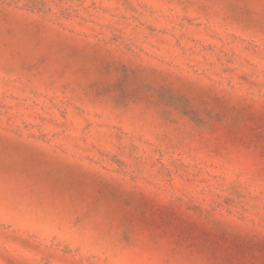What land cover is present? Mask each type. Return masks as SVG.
<instances>
[{
  "label": "rangeland",
  "instance_id": "rangeland-1",
  "mask_svg": "<svg viewBox=\"0 0 264 264\" xmlns=\"http://www.w3.org/2000/svg\"><path fill=\"white\" fill-rule=\"evenodd\" d=\"M0 264H264V0H0Z\"/></svg>",
  "mask_w": 264,
  "mask_h": 264
}]
</instances>
